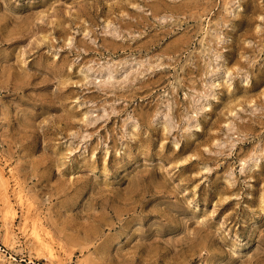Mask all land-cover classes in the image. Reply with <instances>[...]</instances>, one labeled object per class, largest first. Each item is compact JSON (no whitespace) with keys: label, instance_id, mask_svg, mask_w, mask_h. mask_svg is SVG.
<instances>
[{"label":"rangeland","instance_id":"obj_1","mask_svg":"<svg viewBox=\"0 0 264 264\" xmlns=\"http://www.w3.org/2000/svg\"><path fill=\"white\" fill-rule=\"evenodd\" d=\"M0 175V264H264V0H0Z\"/></svg>","mask_w":264,"mask_h":264},{"label":"bare ground","instance_id":"obj_2","mask_svg":"<svg viewBox=\"0 0 264 264\" xmlns=\"http://www.w3.org/2000/svg\"><path fill=\"white\" fill-rule=\"evenodd\" d=\"M0 176H2V175H0ZM1 180V179H0ZM5 180H3V183L5 184V182H4ZM7 181V180H6ZM6 186V185H5ZM7 194V193H6ZM21 195V194H20ZM21 196H19V198H20ZM6 198V197H5ZM9 202V201H8ZM5 205H7V203L5 204ZM9 205V204H8ZM7 205V206H8ZM7 206H5V208L7 207ZM12 206V205H11ZM10 208V207H9ZM13 209V208H12ZM8 210V209H7ZM12 212V211H11ZM7 213V212H6ZM12 213H14V212H12ZM8 214V213H7ZM6 215V214H5ZM9 215V214H8ZM11 215V214H10ZM9 215V216H10ZM12 216V215H11ZM35 219H37V218H35ZM41 222V221H40ZM35 233V232H34ZM36 234V233H35Z\"/></svg>","mask_w":264,"mask_h":264}]
</instances>
